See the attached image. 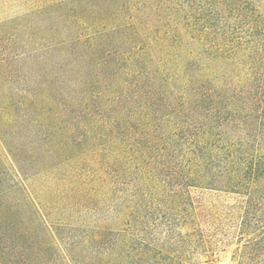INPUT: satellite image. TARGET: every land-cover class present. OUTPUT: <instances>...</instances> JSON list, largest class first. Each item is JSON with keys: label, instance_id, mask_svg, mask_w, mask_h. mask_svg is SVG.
<instances>
[{"label": "rangeland", "instance_id": "374dc122", "mask_svg": "<svg viewBox=\"0 0 264 264\" xmlns=\"http://www.w3.org/2000/svg\"><path fill=\"white\" fill-rule=\"evenodd\" d=\"M3 104L0 134L34 168L20 177L0 143L13 197L25 186L59 240L128 231L154 241L174 222L207 242L190 263L264 262L241 259L252 237L239 243L241 197L219 177L252 147L242 167L208 156L211 186L187 181L183 158L199 138L237 146L264 123V0H0Z\"/></svg>", "mask_w": 264, "mask_h": 264}, {"label": "trees", "instance_id": "16d2710c", "mask_svg": "<svg viewBox=\"0 0 264 264\" xmlns=\"http://www.w3.org/2000/svg\"><path fill=\"white\" fill-rule=\"evenodd\" d=\"M9 108V104H3L0 106V114ZM7 122L8 120L0 116L1 124ZM232 122V119L228 120L225 127H232ZM251 133L249 139L241 140L237 146L224 141L225 137L222 138L223 142L220 141L223 143L221 147L211 146L206 140L199 138L192 142L183 156L187 158L189 165V169L185 170L186 180L191 183L200 180L201 183L211 186L212 178L206 169L208 156L215 151L222 158V162L236 167L243 166L226 178L219 176L226 180L221 186L225 189L223 192L241 197L240 210L243 215L237 226L239 243L246 235L252 237L241 244V259H244L243 254L248 251L264 257V123L258 124ZM0 143L6 149L20 177L34 169L29 155L8 144L1 134ZM251 147L256 154L251 160H243L241 166L239 154L249 155ZM5 172V166L0 160V264H55V260L51 258L53 256L59 260V264H196L189 262L194 252L201 251L202 255H207L205 237L196 231L184 234L173 232L174 222H169L164 235L154 241L139 242L128 231H98L84 238L59 240L56 235L51 234L41 214L30 202L25 186L18 188L21 198L19 202L15 201L12 194L14 188L9 186ZM224 180H220V183ZM25 201L30 216L35 219L29 224L27 220L24 221L26 214L19 209ZM252 210L262 215L259 220L263 223L262 227L257 228L250 222L248 214ZM183 221L186 223V220ZM204 264H212V261L206 260Z\"/></svg>", "mask_w": 264, "mask_h": 264}]
</instances>
